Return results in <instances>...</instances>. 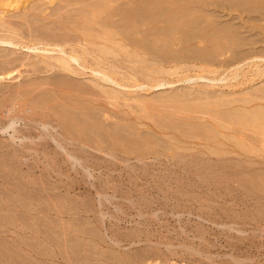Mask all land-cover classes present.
<instances>
[{"label":"rangeland","instance_id":"1","mask_svg":"<svg viewBox=\"0 0 264 264\" xmlns=\"http://www.w3.org/2000/svg\"><path fill=\"white\" fill-rule=\"evenodd\" d=\"M9 1L10 0H0L2 11L6 12L8 10L6 4ZM49 1L51 0L41 1V4L44 6L46 3L48 4L44 7L48 14L52 13L53 8H56L62 2L61 0H52V3ZM161 1L125 0L123 8L125 14L124 22L129 25L131 21L133 23H138V21H140L141 24L144 23V26L142 24L140 27V30L145 33L144 34L142 32V35H147V33H150L151 35L149 34L148 37L145 38L138 33L133 37V35H130V33L132 34V30H126L127 32H125L129 34L128 36L130 38L133 37L134 42L139 39L140 41H137V44H142V46L144 45L146 48L149 47V49H151L149 50L150 52L146 51L145 55H141L138 59L135 55L125 57V59L113 56V58L111 57V63L113 65H111L110 69H114L120 74H125V76L127 74L131 78L134 77L133 75H130L131 71H139L140 73L136 76L139 80L137 85L144 82L142 79L146 81L142 75L146 70L150 71V69L152 70L156 68H158V70L163 69L162 72H165V70L170 71L169 73L171 75L169 73L166 75L163 74V77L166 78L165 81L170 85H166L161 88H150L146 84L132 87L131 84L133 85V83H127L121 76L116 77L119 81L118 84L112 81L107 82L103 80L96 65L91 67L93 68L92 70H88L82 67V63L79 64L77 62H71L72 66L78 71L77 74L70 72L67 73L66 71L62 72L63 70L58 68L51 70L49 73L38 74L31 71L30 68L26 69V67H21L14 72L11 77H6L5 79L0 78V88L2 87V89H0V127H2L4 123H7L6 118L9 115V110H11L15 101L18 102L19 99L22 100L26 97L27 99H30V101L32 100L29 102L26 98H24L26 100L23 99V102L26 101L29 107L30 104L33 106L34 104H42L43 107L49 109L51 112L55 111V114H59L63 123L65 122L71 127L81 123L83 124L82 127L85 125V133H81V129H79L81 127L75 128V137H78V139L82 142H84V139V143L90 147V152L92 150L89 155L82 154L83 156H81V158L85 163V166L82 167L74 162H66L65 158L61 154L54 153L56 150L53 146L48 144V146H45L47 149H43V146L41 147L42 150L39 151L38 158L43 161L49 148L50 151L47 155L50 153L49 157L53 160V166L45 169L36 163L35 157L27 155V162L24 163L23 167L18 168L19 170L16 169V172L14 171L15 168L13 167V164L9 165L10 162L13 163V160H11V157L8 154L11 155V153L13 154L15 150L19 151L21 148L18 147L19 145L16 146L12 144L10 140V133H3L0 130V161L3 162V160L6 161L5 159L7 158L9 159L6 164L5 162L4 164L0 162V173L4 171V174H9L14 168V170L10 173L12 176L10 178H13V176L16 175L18 178L20 177V179H25V184L30 188V190L32 189V192L33 190L34 192H38L33 193L42 198L37 201L39 204L41 202L40 205L36 202V200L33 202L24 201L22 204L20 203L24 207H21L19 203H16L13 205L14 209H12V211L10 210V212H7L6 210H3L4 212L2 213L6 216L9 214L10 216H22L23 213L26 216H37L35 218L30 216V218L33 219L34 222L36 221L38 225L42 226V228L47 225L45 227V232L47 231L52 235V237L55 236L54 238H56L57 236V239L64 240L65 246L63 249V256L65 258L62 257V263L60 264H74V259L77 257L76 254H78L76 252H79V250H81L80 254L83 251V254H86L87 252V256H92H88V258L90 257L89 260L92 258V261L90 260L89 262L87 256L79 254L81 258H83V256L84 259L87 258L85 259V263L107 264L109 261L107 259L112 260V257L106 258L109 250L103 242L99 241L94 244L95 254L93 255L89 252L88 247L80 249V247L75 245L78 233H83L86 229L97 231L98 234L102 236L109 234L110 237L111 235L120 237V233L131 234L133 231L141 229L152 238L154 237L155 240L163 241L161 239H169L171 242L174 241L173 243L176 248H178L180 254H182V249L186 251L187 249L191 250L192 248L193 250L195 249L194 251L198 255H196L197 257H194V261L190 258L188 259L187 257L186 261H181L180 258H174L168 260L164 264H264V147L260 144L261 141H259V139L261 138L255 134H251L252 132L250 131V133H242L243 129H241V127L237 128L238 126H236V128H234L233 126H229L225 123L224 125L223 123H216V121L210 118L212 113L210 112V114L204 108L199 109L200 112L203 111L204 115L197 114L194 116V114L177 115L173 112V109L167 107L154 106L149 108L147 111L144 110L143 107V103L145 102L153 100L159 101V99L175 93L179 95L182 93L192 92L196 96L193 95L189 99H195L197 97H200L201 99L204 97L206 98V94L220 97V99L222 97L226 100H229V97H235V99H237V101L232 103L230 106L226 108H219L221 111H229L239 108L240 112L243 113L242 115H244L242 110L249 113L250 111L255 110L256 106L261 108V106L264 105V101H261V103L260 101H256L254 104L251 103V106L249 105L246 107L243 106L242 101L239 99L243 100L242 98H244L247 93L254 94V91L255 93L257 91L256 94H260L259 96H262V94L264 95V90H261L264 89V76L256 79L253 78L255 66H260V64L263 66L264 62H256L255 59L254 61H252L253 59L250 61V57H252L251 54H254L260 48L264 50L263 39V42L259 45L256 47L253 46V48H256L257 50L255 52L252 51L253 41L264 38V24L261 25L264 21L259 22V24L258 22L251 20L254 15L252 13L250 14V12L247 13L249 10L246 13L244 12L241 17L239 11L240 7L245 5V3L249 4V0ZM173 1L174 4L172 3ZM3 3L5 6L1 5ZM141 5L143 7H141ZM155 5H158V8ZM149 8L151 10L153 9L155 12L153 10L152 11L155 14L162 11L166 12L168 8V11L170 12L161 18L160 21L162 22H154L153 19H149L152 18L150 15L153 14L150 13L151 11H147L150 10ZM165 8L167 9L165 10ZM21 9L22 8L20 7L19 10ZM180 9L187 14L183 11L181 13ZM20 16L18 17L16 15V18L18 19H15L19 20ZM184 16H187L183 21L184 24L175 22L174 18L179 17V19H181L180 17ZM7 17L9 18L10 16L8 15ZM171 17L174 18L170 19ZM8 18H6L8 21H12ZM12 18L15 21L14 15ZM29 18L33 17L30 16ZM129 18L133 19L130 20ZM118 19L119 17L113 18L111 20V24L113 23L114 25L117 21L119 22ZM177 19L178 18H176V21ZM244 19L246 20L244 21ZM189 20L191 22H189ZM20 21L22 20H19L18 22ZM35 21L38 22L34 23L37 27H40L39 30L42 31V34L44 32L45 35L43 34V36H45V38H48L49 36V38L52 39L56 36V34L51 33L53 32L51 31L52 29L48 28L49 26L52 28L55 27L53 28L54 30L58 27V25L54 24L56 22L55 19L43 22L39 19H35ZM155 25H157L158 28ZM176 25H178V27ZM182 25L185 26V30L182 28ZM216 27L219 28L217 29ZM96 28L101 30L100 27ZM160 28L162 33L167 32L166 30L169 28V31L171 32L176 30V34L173 33V35L175 34V39L173 38L171 41L167 39L166 41L165 35H161L158 37V39H161V45L159 43L160 46H157L155 44V40L153 39V33L156 34L158 30L160 31ZM25 30L27 31V29ZM145 30H149L150 32H145ZM155 30L157 32H155ZM46 31L50 32L47 33ZM55 32L58 33V35L60 34V36L63 34L66 36L65 31L61 30L60 33L59 30H56ZM231 32L233 33L231 34ZM256 32L259 33L258 37L256 36L258 39L254 36ZM202 33L205 38H203L204 36ZM37 34L35 33L33 36H29L27 32V39H23V41H27L29 39L27 42L31 40L29 44H31V42L33 44L36 43V49L21 48L14 45H0V55L3 53L10 54L15 52V57L16 55H18L19 58H24L26 56V58H33L32 60H36L38 58V61L40 59L42 60L45 56H63V54L59 52V47L55 45L46 46L40 44L38 41H40L41 38H39ZM35 35H37V37ZM197 35L202 36L197 38ZM73 36H75V34H73ZM183 36L188 38L187 40L185 39V41L188 42L189 39H191L194 40V42L190 40L192 43H190V45L189 43L186 45L185 43L187 42L184 41ZM176 37H180V39L176 40ZM143 38H145L144 41L146 40L145 42L143 41L144 44L141 42ZM201 39H204L206 42ZM148 40L151 44L147 42ZM152 40L154 41V44ZM168 40L170 42L174 41L173 43H170ZM166 42L170 44L165 45ZM175 42L178 43L176 44ZM224 42H227L225 43L226 45ZM156 43H158V40ZM220 43L226 47L222 45L223 50L219 47L218 52L220 54L213 52V45L216 46V44L219 45ZM225 48L230 50L226 49V51ZM131 49L134 53H136V48L134 49V46L128 47L129 52H132ZM261 49L259 51H261ZM12 50L14 52H12ZM243 51H246V53L244 54ZM209 53H211V55ZM64 56L69 58V56ZM248 57L250 59L247 61L246 58L248 59ZM206 58L209 61H207ZM115 59H121V62L119 61V63ZM136 59L141 62H138ZM143 59L145 60L144 63ZM210 59L212 61H210ZM90 60L95 64L93 59ZM47 61L49 63L53 62L49 59V57ZM149 63L153 65L151 66ZM238 73L244 74L238 76L237 79H232L231 76ZM199 76H203V78L199 79ZM48 79L51 83L50 87L48 85L41 89L39 88L37 91H32L31 93L26 90L24 91L23 88H19V86L21 87V84L26 85L29 81H34V84H37L46 82ZM64 82L67 83L68 87L71 85L70 91L72 93L69 91L70 87L68 88L65 86L66 83ZM53 83L54 85L55 83L57 85L60 83V88L55 85L58 88L57 90L55 86H52ZM77 86H81V88L84 89L80 90V87ZM88 89H90V92L93 93V95L91 94L92 99L89 96L84 97V95L80 93L82 91L88 92ZM104 90H107L111 94H119V97L117 99H109L103 95ZM258 90L263 93L261 94ZM19 91L21 95L17 94ZM74 92H77V94L79 92L81 95H77ZM73 95L74 97L77 95V98H79L78 96L80 95V97H84L85 99L74 98L76 103L77 101L81 103L79 105H75L72 104L74 100H72ZM88 98L91 101H89ZM69 99L72 100L71 103ZM21 100H19L18 103H20ZM35 100L37 103H34ZM82 101L84 103L89 102V104L85 103V106ZM206 101L207 100H205V102ZM202 104L205 103L202 102ZM205 112L209 115L205 116ZM68 122L73 124L71 125ZM83 122L86 123L84 124ZM77 129H79V132ZM211 129L213 135L211 134L212 132L209 134ZM238 129L241 132H238ZM215 133L218 134L216 135ZM214 134L216 137H212L215 136ZM209 135H212L210 137L214 140L212 138L208 139ZM87 139L90 142H88ZM45 151H47L46 154ZM109 152L113 155L108 156ZM3 153L8 154L1 155ZM176 154L182 155V160L174 158ZM183 156L185 157V160H183ZM242 161L245 163L244 166L247 168H240L238 166L235 167L238 162H241L242 164ZM230 162H234V164L232 163V165ZM223 163L225 164L223 165ZM228 163L230 166H227ZM36 164L38 166H36ZM33 165L34 168H32ZM3 166H6L5 168L7 170H5ZM11 166L12 168H10ZM26 166L30 167L32 170ZM8 168L11 170H8ZM6 185L7 184L0 179V189L2 191L5 189L8 191L11 190V186L8 187ZM3 197H0V199L2 198L0 202V205L2 206H0L1 209L4 207L3 205L9 203V198L7 196V198L5 196ZM32 203L35 206L39 205L37 208L35 207L36 210L34 207H31ZM25 205H27V208H30L32 212L31 210L28 211ZM45 207L47 209H45ZM23 208L27 210L25 211ZM41 208L43 212H41ZM45 210L49 211L44 212ZM38 216L40 218L43 217L41 218L42 221L40 220L39 222V220H37L40 219ZM100 217L102 218L100 219ZM53 219L55 222L52 221ZM102 219L104 225L102 223ZM44 220H46L47 223L46 221L44 222ZM56 223L60 225H57ZM43 224H45V226ZM76 230H78V233ZM129 230H131V232ZM27 235L31 236L32 234L28 232ZM122 236L125 235L123 234ZM9 239L12 240L10 242H13L12 238ZM90 239L92 240V238ZM180 245H184L185 248H181Z\"/></svg>","mask_w":264,"mask_h":264},{"label":"bare ground","instance_id":"2","mask_svg":"<svg viewBox=\"0 0 264 264\" xmlns=\"http://www.w3.org/2000/svg\"><path fill=\"white\" fill-rule=\"evenodd\" d=\"M7 1V0H6ZM44 1V0H10L6 5H7V8L8 10L6 12L2 11L1 9V6H0V45H8V46H19L21 48H28V49H36V43L33 44L31 42V44H29V42L27 41H23L24 38L27 39L28 35H27V32L30 35L33 36V34H37L40 39V44H43V45H55L57 47L60 48L59 52H61L63 54V56H48L49 59L53 62L49 63L47 61L48 57H44L41 61L39 60H32L30 58H26V56L23 58H19L18 55H16L15 57V52L12 50V52L14 53H2L0 55V78L1 79H5L6 77H11L14 72H16L19 68L21 67H26L27 68H30L31 71H33L34 73H49L51 70H54V69H61L63 70L62 72L66 71L67 73L70 72V73H73V74H77L78 71L72 66L71 62H77V63H82L81 65H83L82 67L85 68V69H88V70H92L94 65L97 66V68L99 69L100 71V74L103 78V80L105 81H112V82H116L117 84L119 83V81L116 79V77H119L121 76L122 78H124V80H126L127 83H133V85L131 84L132 87H137V86H140L142 84H146L148 87L150 88H161L163 86H166V85H170L169 83H167L165 81L166 78L163 77V74H167L169 73L170 71H166L165 72H162V70H158V68L156 69H150L149 70H146L142 75L143 77L146 79L143 80L142 78V81H144L142 84H138V78L136 77L140 72L139 71H135L133 70L134 72L131 71V74L130 75H133L134 77H129L127 74L125 76V74H120L118 72H116V70L114 69H110L111 65H113L111 63V57L113 58V56L115 57H121V58H124L125 57H129V56H132V55H135L138 58L141 57V55H145V52L146 51H149V47L146 48V46H142V44L140 45L139 43L137 44L136 42L140 41L139 39L134 42V39L133 37L136 36L138 33L139 35L143 36L142 34L144 33L143 31L140 30V27L141 25L143 24L144 26V23H140V21L137 22H132L129 23V25L127 23H125V18H124V11H123V8H124V2L125 0H61L62 2L59 4V6H57V4L55 3V5L57 6L55 9L53 8L52 10V13H47L46 10L44 9L45 6L42 5L41 3ZM52 1V0H51ZM49 1V2H51ZM141 1V0H140ZM148 1V0H147ZM161 1V0H160ZM4 2V1H3ZM48 2V3H49ZM55 2V1H54ZM53 2V3H54ZM129 2V1H128ZM132 2V1H131ZM162 2V1H161ZM178 2V1H177ZM52 3V2H51ZM65 3V4H64ZM134 3V2H133ZM146 3V2H145ZM155 3V1H154ZM164 3V2H163ZM174 4V1L172 2ZM170 3V4H172ZM128 4V3H127ZM131 4V3H130ZM140 4V3H139ZM144 4V3H143ZM157 4V3H156ZM179 4V3H178ZM244 4V3H242ZM241 4V5H242ZM1 5H4L1 4ZM48 5V4H47ZM129 5V4H128ZM132 5V4H131ZM168 5V4H167ZM5 6V5H4ZM50 6V5H49ZM145 6V5H144ZM156 6V5H155ZM158 6V5H157ZM156 6V7H157ZM22 8L21 10H19V8ZM132 7V6H131ZM141 7H143L141 5ZM139 7V8H141ZM238 7V5H237ZM50 8V7H49ZM136 8V7H134ZM148 8V7H147ZM158 8V7H157ZM181 8V7H180ZM52 9V8H50ZM117 9V10H115ZM128 9V8H127ZM144 9V8H143ZM150 9V8H149ZM161 9V8H159ZM167 8H165L166 10ZM136 10V9H135ZM137 10H138V7H137ZM147 10V9H146ZM153 10V9H152ZM151 9L150 10H147V11H151L150 13H153ZM169 10V8H168ZM166 10L165 11H162V12H159L158 14H155L153 13L152 15H150V17L152 16V18H149V19H153L154 22H158L161 20V18H163L164 16L167 15V13L169 14L170 11ZM181 10V9H180ZM249 10V11H248ZM141 11V10H139ZM183 10H181V13H182ZM202 11V10H201ZM240 14H241V17L242 15L244 14V12L246 13H249L250 14L252 13L254 15V17L251 19L253 20L254 22H261V21H264V0H249V4L245 3V5H242L240 7ZM117 12V13H116ZM129 12V11H127ZM135 12V11H134ZM155 12V11H154ZM180 12V11H179ZM184 12V11H183ZM197 12V11H196ZM132 13V12H130ZM186 13V12H184ZM183 13V14H184ZM190 13V12H189ZM19 14V15H18ZM21 14V16H20ZM48 14V15H47ZM187 14V13H186ZM10 16L9 18L7 16ZM14 15V19L16 18V15L19 17L20 16V19L19 20H22L20 22H18L19 20H16L18 18L15 19V21L13 20L12 16ZM180 15V14H178ZM33 17V18H29V17ZM131 16V15H130ZM191 16V15H190ZM193 16V15H192ZM195 16V15H194ZM115 17H119V22L117 21L114 25L113 23L111 24V20ZM129 17V16H128ZM127 17V18H128ZM136 17V16H135ZM169 17V16H167ZM187 16H184V17H180L181 19H179V17H176L178 18L177 21H176V18L174 17H171L170 19L174 18L175 22L177 23H183V21L186 19ZM6 18L8 19H11L12 21H8ZM121 18V19H120ZM139 18V17H138ZM147 18V19H148ZM33 19V21H32ZM35 19H39L41 22L43 21H48L50 19H55V23L53 21L54 24L58 25V27L56 29L53 30V28L55 27H48V28H51L53 32L51 33H54L56 34V36L52 37V39L49 38L48 34V38H45V36H43L42 34V31L39 30L40 27H37V25L35 24L37 21H35ZM130 19V18H129ZM133 19V18H132ZM130 19V20H132ZM140 19V18H139ZM145 19V18H144ZM243 19V18H242ZM250 19V18H249ZM146 20V19H145ZM173 20V21H174ZM212 20V19H211ZM246 19H244L245 21ZM17 21V22H16ZM114 21V20H113ZM123 21V23H122ZM142 21V20H141ZM152 21V20H151ZM150 21V22H151ZM202 21V20H201ZM35 22V23H34ZM115 22V21H114ZM143 22V21H142ZM149 22V23H150ZM162 22V21H160ZM166 22V21H165ZM189 22H191L189 20ZM38 23V22H37ZM152 23V22H151ZM150 23V24H151ZM164 23V22H163ZM186 23V22H185ZM188 23V21H187ZM194 23V22H193ZM52 24V23H51ZM240 24V23H239ZM255 24V23H254ZM260 24V23H259ZM264 22H262L261 25H263ZM34 25V26H33ZM36 25V27H35ZM186 25V24H185ZM193 25V24H192ZM40 26V25H38ZM43 26V25H42ZM149 26V24H148ZM157 27V25H155ZM159 26V25H158ZM178 27V25H176ZM195 26V25H194ZM210 26V25H209ZM264 26V25H263ZM26 27V28H24ZM35 27V28H34ZM46 27H47V24H46ZM96 27H100L101 30L97 29ZM153 27V26H152ZM166 27V26H165ZM170 27H173V26H170ZM176 27V28H177ZM185 26L182 25V28L184 29ZM192 27V26H191ZM208 27V26H207ZM255 27V26H254ZM42 28V27H41ZM45 28V27H44ZM150 28V27H149ZM154 28V27H153ZM158 28V27H157ZM155 28V29H157ZM175 28V27H174ZM173 28V29H174ZM217 28V27H216ZM219 28V27H218ZM217 28V29H218ZM240 28V27H239ZM242 28V27H241ZM256 28H257V25H256ZM262 28V27H261ZM27 29V31L25 30ZM148 29V28H146ZM151 29V28H150ZM149 29V30H150ZM163 29V28H162ZM170 29V28H169ZM166 30L167 32L165 33H162V30L160 28V31L158 30V32L155 30V32H157L156 34L153 33V39L155 40V44L158 46L161 39H158L159 36L161 35H165L166 37V41L167 39H169L170 41L175 37L174 35L176 34V30L173 32ZM179 29V28H178ZM190 29V28H189ZM214 29V28H213ZM253 29V28H252ZM260 29V27H259ZM58 31L59 32L62 30V31H65V35L64 34L62 36H60V34L58 35V33H56L55 31ZM126 30H132V34L130 33V35H133V37H129L126 32ZM146 31L145 32H150V31ZM172 30V29H171ZM185 30V29H184ZM202 30V28H201ZM220 30V29H219ZM262 30V29H261ZM264 30V29H263ZM126 31V32H125ZM140 31V32H139ZM169 31V32H168ZM200 31V30H199ZM206 31V30H204ZM217 31V30H216ZM47 32V31H46ZM50 32V31H49ZM47 32V33H49ZM129 32V31H128ZM143 32V33H142ZM153 32V31H152ZM164 32V31H163ZM181 32V31H180ZM188 32V31H187ZM203 32V31H202ZM213 32V31H212ZM219 32V31H218ZM61 33V32H60ZM172 33V34H171ZM173 33H175L173 35ZM179 33V31H178ZM183 33V32H182ZM189 33V32H188ZM208 33H211V32H208ZM214 33V32H213ZM233 32H231L232 34ZM72 34V36H71ZM73 34H75V36H73ZM145 34V33H144ZM150 34V33H149ZM147 33V35H144L143 37H148L149 35ZM192 34V33H191ZM206 34V33H205ZM37 35H35L37 37ZM45 35V34H44ZM151 35V34H150ZM178 35V34H177ZM180 35V34H179ZM194 35V34H193ZM203 35V33H202ZM201 35V36H202ZM229 35V34H228ZM227 35V36H228ZM239 35V33H238ZM259 33H255L254 36L258 37ZM31 36V37H32ZM187 36V35H186ZM200 36V35H199ZM198 35L196 36L197 38L199 37ZM200 36V37H201ZM204 36V35H203ZM208 36V34H207ZM231 36V35H230ZM235 36V35H234ZM30 37V38H31ZM35 37V38H36ZM63 37V38H62ZM184 37V36H183ZM220 37V36H219ZM253 37V36H252ZM256 37V38H257ZM34 38V37H33ZM143 38L141 40V42L143 43L144 39ZM151 38V37H150ZM149 38V39H150ZM158 40V43H156V39ZM205 38V36L203 37ZM230 38V37H229ZM236 38V37H235ZM137 39V38H136ZM177 39H180L176 37V40ZM185 39L187 40L188 38L184 37V41ZM196 39V38H195ZM237 39V38H236ZM242 39V38H241ZM258 39V38H257ZM263 39H260V40H254L253 43H252V48L253 46H257L259 45L261 42H263ZM38 40V39H36ZM52 40V41H51ZM168 40V42H170ZM189 39V41H185L187 43H185L186 45L189 43H192L191 41L194 42V40H191ZM199 40V39H198ZM202 41H204V39H201ZM215 40V39H214ZM228 40V39H227ZM252 40V39H251ZM250 40V41H251ZM146 41V40H145ZM144 41V42H145ZM153 41V40H152ZM165 41V39H164ZM174 41V40H173ZM170 42V43H173ZM180 41V40H178ZM211 41V40H210ZM213 41V40H212ZM236 41V40H235ZM246 41V39H245ZM249 41V42H250ZM35 42V41H34ZM140 42V43H141ZM149 42V40L147 41ZM201 42V41H200ZM206 42V41H204ZM214 42V41H213ZM228 42V41H227ZM227 42H224L227 43ZM234 42V41H233ZM232 42V43H233ZM244 42V41H243ZM150 43V42H149ZM170 43H167V44H170ZM176 44L178 42H175ZM184 43V42H182ZM212 43V42H211ZM229 43V42H228ZM248 43V42H247ZM39 44V43H38ZM144 44V43H143ZM151 44V43H150ZM149 44V45H150ZM153 44H154V41H153ZM221 44V46H220ZM219 45L216 44L213 45V52L215 53H219V47L222 48V43H220ZM230 44V43H229ZM241 44V43H240ZM243 44V43H242ZM245 44V43H244ZM264 44V43H263ZM147 45V44H146ZM155 45V46H156ZM161 45V43H160ZM159 45V46H160ZM173 45V44H172ZM194 45V44H193ZM192 45V46H193ZM211 45V44H209ZM226 45V44H225ZM223 45V46H225ZM132 47L134 46V49L136 48V53L133 52H129L128 50V47ZM154 46V45H153ZM156 46V47H157ZM169 46V45H168ZM174 46V45H173ZM172 46V47H173ZM178 46V45H177ZM184 46V45H183ZM240 46V45H239ZM246 46V44H245ZM151 47V46H150ZM163 47H164V42H163ZM226 47V46H225ZM235 47V46H234ZM243 47V46H241ZM162 48V46H161ZM169 48V47H168ZM220 48V49H221ZM229 48V47H228ZM238 48V47H237ZM240 48V47H239ZM98 49V50H97ZM173 49V48H172ZM184 49V48H183ZM186 49V48H185ZM190 49V48H189ZM192 49V48H191ZM227 48H225L226 50ZM242 49V48H241ZM261 49V48H260ZM259 49V50H260ZM4 50V49H3ZM9 50V49H8ZM154 50V49H152ZM171 50V49H170ZM181 50V49H180ZM207 50V49H206ZM223 50V48H222ZM224 50V51H225ZM227 50H230V49H227ZM226 50V51H227ZM239 50V49H237ZM257 49L253 48L252 51H256ZM257 50V51H259ZM49 51V50H48ZM210 51V49H209ZM242 51V50H241ZM255 52L254 54H251L252 57H248V59L246 58V60L248 61L250 59V61H254V59L256 60V62H264V50L261 49V51L259 52ZM150 52V51H149ZM158 52V51H156ZM172 52V51H171ZM182 52V51H180ZM186 52V51H185ZM205 52V51H204ZM211 52V51H210ZM221 52V51H220ZM244 54L246 53V51H243ZM153 53V51H152ZM151 53V54H152ZM159 53V52H158ZM189 53V52H188ZM241 53V52H240ZM69 54V55H68ZM170 54V53H169ZM211 55V53H209ZM214 54V53H213ZM212 54V55H213ZM220 54V53H219ZM249 54V53H248ZM64 55L66 56H69L68 57H65ZM154 55V54H153ZM152 55V56H153ZM160 55V54H159ZM174 55V54H173ZM242 55V54H241ZM165 56V55H164ZM186 56V55H185ZM216 56V55H215ZM223 56V55H222ZM245 56V55H243ZM142 57H145V56H142ZM151 57V56H150ZM163 57V56H162ZM184 57V56H183ZM200 57V56H199ZM206 57V56H205ZM209 57V56H208ZM220 57V56H218ZM240 57V56H239ZM164 58V57H163ZM173 58V57H172ZM215 58V57H214ZM243 58V57H242ZM241 58V59H242ZM90 59H93V61L95 62V64L90 60ZM136 59V60H137ZM152 59V57H151ZM170 59V58H168ZM205 59V58H204ZM202 59V60H204ZM207 59V58H206ZM116 60V59H115ZM121 60V59H120ZM120 60H116V61H120ZM144 60V59H143ZM153 60V59H152ZM226 60V59H224ZM232 60V59H230ZM243 60V59H242ZM241 60V61H242ZM34 61V62H33ZM138 61V60H137ZM136 61V62H137ZM150 62H152L151 60H149ZM201 61V60H200ZM198 61V62H200ZM206 61V60H205ZM207 61H209L207 59ZM210 61H212L210 59ZM217 61V60H216ZM48 62V63H47ZM121 62V61H120ZM119 62V63H120ZM126 62V61H125ZM138 62H141L140 60ZM145 62V60L143 61V63ZM154 62V61H153ZM196 62V61H195ZM223 62V61H222ZM229 62V61H228ZM234 62V61H233ZM240 62V61H239ZM245 62V61H244ZM117 63V62H116ZM118 63V64H119ZM135 63V62H133ZM209 63V62H208ZM211 63V62H210ZM217 63V62H216ZM221 63V62H220ZM151 66L153 64L149 63ZM213 64V63H212ZM242 64V63H241ZM155 65V64H154ZM208 65V64H207ZM229 65V64H228ZM257 65V64H256ZM122 66V65H121ZM150 66V68H151ZM264 66V65H263ZM258 65V66H255V71H254V75H253V78L256 79V78H261L264 76V67ZM126 67V66H125ZM160 67V66H159ZM165 67V66H164ZM195 67V66H193ZM223 67V66H222ZM230 67V66H229ZM236 67V66H235ZM114 68V67H113ZM116 68V67H115ZM162 68V67H161ZM178 68V67H177ZM180 68V67H179ZM33 69V70H32ZM182 69V68H181ZM180 69V70H181ZM184 69V68H183ZM190 69V68H189ZM192 69V68H191ZM174 70V69H173ZM205 70V69H204ZM210 70V69H209ZM58 71V70H57ZM56 71V72H57ZM130 71V69H129ZM172 71V70H171ZM207 71V70H205ZM204 71V72H205ZM216 71V70H215ZM238 71V70H237ZM60 72V71H59ZM177 72V71H175ZM174 72V73H175ZM210 72V71H209ZM243 72V71H242ZM172 73V72H171ZM246 73V72H245ZM249 73V72H248ZM170 74V73H169ZM176 74V73H175ZM214 74V73H213ZM216 74V72H215ZM244 74V73H242ZM242 74H233L231 77L232 79H237L238 76H241ZM247 74V73H246ZM245 74V75H246ZM53 75V74H52ZM171 75V74H170ZM173 75V74H172ZM68 78V77H67ZM202 79L203 76H199V79ZM8 79V78H7ZM46 79V78H45ZM64 80V79H63ZM36 81V80H35ZM50 80L48 79L46 82H41V83H37V84H34V81L33 82H28L26 83V85H22L21 84V87L19 86V88H23L24 91L26 90L27 92L29 91L30 93L32 91H37L39 88H43L45 86H48L50 87L51 83L49 82ZM53 81V80H51ZM171 81V80H170ZM56 82V81H54ZM66 83V82H64ZM63 83V84H64ZM173 83V82H172ZM242 83V82H241ZM245 83V82H244ZM55 85H57L55 83ZM54 83L52 84V86H55ZM60 85V83H59ZM57 85V87L59 86ZM70 85V84H68ZM124 85V83H123ZM23 86V87H22ZM61 86V85H60ZM60 86L58 88H60ZM64 86V85H63ZM62 86V87H63ZM67 86V83L66 85ZM64 86V87H65ZM71 86V85H70ZM69 86V87H70ZM76 86V85H75ZM129 86V85H128ZM55 86V88H57ZM68 87V86H67ZM68 87V88H69ZM77 87H80V90L81 89H84V88H81V86H77ZM236 87V86H235ZM11 88V87H10ZM54 88V89H55ZM57 88V90H58ZM66 88V87H65ZM76 88V87H74ZM239 88V86H238ZM263 88V87H262ZM2 89V87L0 88ZM5 89V88H4ZM62 89V88H61ZM19 90V89H18ZM71 90V87L69 89V91ZM87 90V89H85ZM261 90H264V89H261ZM22 91V90H20ZM20 91L19 93L17 94H20ZM51 91V90H50ZM64 91V90H63ZM260 90H258L259 92ZM15 92H16V88H15ZM14 92V93H15ZM18 92V91H17ZM62 92V91H61ZM71 92V91H70ZM93 92V91H92ZM261 94L263 93L262 91H260ZM5 93V92H4ZM11 93V92H10ZM72 93V92H71ZM77 94V92H74ZM81 94L84 95V97H90L91 98V94L93 95V93L90 92V89H88V92H80ZM78 92V94H80ZM103 95L109 99H117L119 97V94H116V93H109L107 90H104L103 91ZM257 93V91H256ZM254 91V94H250V93H247V95L242 98L243 100L239 99L240 101H242L243 103V106H249L251 103L254 104L256 101H264V95L262 94V96H259L257 95ZM23 94H26V93H23ZM63 94V93H61ZM66 94V93H64ZM77 94V95H78ZM80 94V95H81ZM95 94V93H94ZM21 95V94H20ZM32 95V94H31ZM77 95L76 97H72V100L74 98H77ZM80 95L78 96L79 98H84V97H80ZM196 96L195 94H193L192 92H188V93H182V94H179L177 95L176 93L173 94V95H169L167 97H164V98H161L159 99V101H156V100H153V101H150V102H145L143 103V107H144V110H148L149 108L151 107H154V106H158V107H167V108H171L173 109V112L175 114H188V115H192L194 114L195 115H199V114H203V111L200 112L199 109L201 108H204L205 110H207L210 114H211V119H213L214 121H216V123L218 124H222L224 125L227 124L229 126H233L234 128H236V126H238L237 128L241 127L242 130V133H245V132H252L251 134H255L257 135L258 137H260L261 139H259L260 144H262L261 146L264 147V105L261 106V108L258 106H256L255 110H252L250 111L249 113H246L244 110H242V112H244V115H242L243 113L240 112V109L236 108V109H233V110H225V111H221L219 110V108H226L228 106H230L232 103H234L235 101H237V99L234 98H230L229 97V100H226L224 98L221 97H216V96H210L209 94H206V98H195V99H189L191 96ZM13 96V95H12ZM26 96V95H25ZM11 97V96H10ZM232 97V96H231ZM12 98V97H11ZM21 98V97H20ZM26 98V97H24ZM23 98V99H24ZM77 98V99H79ZM227 98V97H225ZM10 99V98H9ZM13 99V98H12ZM23 99H19L21 100L20 103L19 100L18 102L15 101L14 105H12V108L11 110H9L10 112L8 113L9 115L7 116V123L4 125L3 123V126L0 127V130L3 132V133H7V134H11L10 136V140L12 142L13 145H19L18 147L21 148V150L19 151H14L13 154L11 153L8 154V153H5V154H8L10 157H11V160H13V163H11L10 161V164H13V170L16 171L19 170L18 168H21L24 166V163L27 162V155L31 156V157H35V160H36V163L41 166V167H44L45 169H48L49 167L53 166L54 163H53V160H51V158L49 157L48 152L50 151L49 148H48V152L45 151V154L46 156L44 157L45 159L42 161L40 160V158H38V154H39V151L42 150L41 147L43 146L44 148L43 149H47V147L45 148V146H48V144H50L51 146L54 147V149L56 150V152L54 151V153H58V154H61L66 162H74L82 167L85 166V163L84 161L82 160L81 156H83L82 154H90L92 152H90V147L89 145H87L85 142V140L83 139L84 142H82L81 140L78 139V137L76 138L75 136V128H78V127H81L79 129H81V133L82 132H86L85 130V125L84 127L83 124H78V125H75L73 127H71L70 125L65 124L63 123L61 117L59 116V114H55L54 112H51L49 109H46L45 107H43V105H39V104H34L31 105L30 104V107L28 106V103L26 101L23 102ZM27 99V98H26ZM24 99V100H26ZM85 99V98H84ZM83 99V101H84ZM89 99V98H88ZM92 99V98H91ZM29 102L30 99H27ZM70 100V99H69ZM70 100V103L71 101ZM161 100V101H160ZM205 100H207L205 102ZM13 101V100H12ZM81 101V100H79ZM82 101V102H83ZM89 101H91L89 99ZM9 102V101H7ZM11 102V100H10ZM205 103V104H202ZM27 103V104H26ZM34 103H37V101L35 100ZM84 103V102H83ZM85 103H88L89 102H85ZM85 103L83 105H85ZM93 103V102H92ZM11 104V103H10ZM69 104V102H68ZM72 104H75V105H79L81 103H79L77 101L76 103V100L74 99L73 100V103ZM91 104V102H90ZM251 104V105H252ZM71 105V104H70ZM92 105V104H91ZM250 105V106H251ZM68 106V105H67ZM86 106V105H85ZM89 106V105H87ZM69 107V106H68ZM241 107V106H240ZM263 107V108H262ZM49 110V111H47ZM65 110V109H64ZM67 110V109H66ZM199 110V111H198ZM238 110H239V113H238ZM206 111V112H207ZM73 112V111H72ZM205 112V116L206 115H209V114H206ZM71 113V112H70ZM246 113V114H245ZM69 114V113H68ZM204 116V117H205ZM61 119H58V118ZM67 117V116H66ZM65 117V118H66ZM69 117V116H68ZM209 118V117H208ZM4 119V118H2ZM76 119V118H75ZM65 120V119H63ZM78 121V120H77ZM69 123V122H68ZM77 123V122H76ZM79 123V122H78ZM84 123V122H83ZM86 123V122H85ZM84 123V124H85ZM71 124V123H69ZM73 124V123H72ZM71 124V125H72ZM81 125V126H79ZM89 125V124H88ZM91 125V124H90ZM221 126V125H219ZM211 127V126H210ZM189 128V127H188ZM196 128V126H195ZM213 128V127H212ZM77 129V131L79 130ZM88 129V128H87ZM197 129V128H196ZM205 130V129H204ZM248 130V131H246ZM0 131V132H1ZM214 131V130H213ZM250 131V132H249ZM79 132V131H78ZM88 132V130H87ZM91 132V131H90ZM208 132V131H206ZM212 132V129L210 130L209 134ZM217 132V131H215ZM238 132H241L239 131L238 129ZM219 133V132H218ZM217 133V134H218ZM77 134V133H76ZM213 135V132L211 133ZM216 134V133H215ZM214 134V135H215ZM216 134V135H217ZM212 135H209L208 139L209 138H212V137H216L215 136H212ZM82 136V135H81ZM88 136V135H87ZM212 136V137H210ZM80 137V136H79ZM84 137V136H83ZM82 138V137H81ZM85 138V137H84ZM89 138V137H88ZM213 139V138H212ZM90 140V138H89ZM214 140V139H213ZM88 141V139H87ZM211 141V139H210ZM90 142V141H88ZM89 144V143H88ZM12 145V146H13ZM252 145V144H251ZM255 145V144H254ZM253 145V146H254ZM251 147V146H250ZM51 148V147H50ZM247 148V147H246ZM254 148V147H253ZM255 148H259V147H255ZM262 148V147H261ZM260 148V149H261ZM14 150V149H13ZM244 150V148H243ZM254 150V149H253ZM263 150V149H262ZM52 151V150H51ZM246 151V150H245ZM255 151V150H254ZM4 152V151H3ZM248 152V151H247ZM250 152V151H249ZM53 153V154H54ZM107 153V152H106ZM4 153L1 154V155H5ZM44 154V155H45ZM109 155L108 156H112L113 154L112 153H108ZM7 155V156H8ZM55 155V154H54ZM106 155V154H105ZM8 156V157H9ZM9 157V158H10ZM87 157V155H86ZM184 157V156H183ZM6 158V157H5ZM176 159H181L182 160V155H179V154H176L175 157ZM1 159V157H0ZM4 159V158H3ZM27 159V160H26ZM6 161L3 160V162H1L2 164H6V162L8 163L7 160H9L8 158L5 159ZM185 160V157L184 159ZM246 160V159H245ZM231 161V160H230ZM234 161V160H233ZM238 161V160H237ZM65 162V163H66ZM64 163V161H63ZM231 163V162H230ZM234 164V162H232ZM231 163V164H232ZM36 164V166H38ZM225 163H223L224 165ZM232 164V165H233ZM248 164V163H247ZM222 165V164H221ZM222 165V166H223ZM227 165V164H226ZM245 163H243L242 161V164L241 162H238L236 166L238 167H245L244 166ZM8 166V165H7ZM29 166V165H28ZM26 166V167H28ZM31 166V165H30ZM35 166V167H36ZM227 166H230L229 163ZM4 168L6 166H3ZM210 167V166H209ZM3 168V169H4ZM12 168V166L10 167ZM8 168V170L10 169ZM30 168V167H28ZM32 168H34V165L32 166ZM233 168V167H232ZM247 168V167H245ZM2 169V170H3ZM31 169V168H30ZM231 169V168H230ZM5 170H7L5 168ZM11 170V169H10ZM11 170L10 173L13 171ZM23 170V169H22ZM32 170V169H31ZM4 172V171H3ZM3 172L0 173V179L3 180V182H5L8 186L10 187L11 186V190L8 191V190H1L0 189V197H3V196H7L9 198V203H7L6 205H3L4 207L1 209L0 208V264H60L62 263V257L65 258L63 255H64V240H61V239H57V236L56 238L52 237L51 234H49L47 231L45 232V224H43L45 227L42 228V226L38 225V223L33 219L30 218L33 217L32 215L30 216H26L24 213L22 216H10V214L8 216H6L5 214H3L2 212H4L5 210L8 212H10V210L12 211L13 208V205L14 204H22V202L24 201H28V202H33L36 200V202L39 200V199H42L40 196L34 194V193H38V192H33L30 190V188L25 184V179H20V177L18 178L16 175L13 176V178H10L12 177L9 174H4ZM17 172V171H16ZM20 172V171H19ZM25 173V172H23ZM15 174V173H14ZM10 175V176H9ZM90 176V175H89ZM15 177V178H14ZM237 177V176H236ZM30 179V178H29ZM256 179V178H255ZM31 180V179H30ZM42 181V180H41ZM38 182V181H37ZM27 183V182H26ZM33 183V182H32ZM34 186V185H33ZM36 186V185H35ZM43 186V185H42ZM32 187V186H30ZM13 190V191H12ZM38 190V188H37ZM45 190V189H44ZM39 191V190H38ZM40 193V192H39ZM43 193V192H42ZM52 195V193H51ZM42 196V195H41ZM6 197V198H7ZM45 197V196H44ZM4 198V197H3ZM2 199V198H1ZM1 199H0V202H1ZM46 200V199H45ZM3 201V200H2ZM44 201V200H43ZM4 202V201H3ZM45 202V201H44ZM47 202V201H46ZM39 204V202H37ZM48 203V202H47ZM1 204V203H0ZM20 206L22 207L23 205ZM24 204V203H23ZM31 204V203H30ZM41 204V202H40ZM39 204V205H40ZM39 205H33L32 203V208L34 207H38ZM1 206V205H0ZM26 208H27V205H25ZM45 206V205H44ZM2 207V206H1ZM24 207V206H23ZM35 208V210H36ZM42 208H43V205H42ZM42 208H41V212L42 211ZM90 208V207H89ZM24 209V208H23ZM28 209V208H27ZM27 209H24L25 211ZM45 209H47L45 207ZM51 209V208H50ZM49 209V210H50ZM4 210V211H3ZM31 210L30 208L28 209V211ZM49 210H45L44 212L46 211H49ZM93 210V209H92ZM87 211V210H86ZM91 211V210H90ZM139 211V210H138ZM23 212V211H22ZM21 212V213H22ZM32 212V210H31ZM35 212V211H34ZM14 213V212H13ZM20 213V215H21ZM29 213V212H27ZM156 213V212H155ZM158 213V212H157ZM19 214V212H18ZM105 214V213H104ZM143 214V213H142ZM152 214V213H151ZM177 214V213H176ZM179 214V213H178ZM5 215V216H3ZM13 215V214H11ZM38 215V214H37ZM150 215V214H149ZM148 215V217H149ZM43 216V215H42ZM94 216V215H93ZM103 216V215H101ZM156 216V215H155ZM37 216H34L33 218H35ZM39 217V216H38ZM131 217V216H130ZM139 217V216H138ZM143 217V215H142ZM40 218V217H39ZM43 218V217H41ZM40 219H37L39 220L40 222ZM102 217H100L101 219ZM124 218V217H123ZM159 218V217H158ZM202 218V217H201ZM52 219V218H51ZM104 219V218H103ZM103 219H102V223H103ZM127 219V218H126ZM141 219V218H139ZM115 220V219H114ZM174 220V219H173ZM42 221V220H41ZM46 220H44L45 222ZM53 222L54 219L52 220ZM125 221V220H124ZM178 221V220H177ZM201 221V220H200ZM78 222V221H77ZM118 222L120 223V221L118 220ZM142 222V221H141ZM206 222V221H205ZM47 223V221H46ZM123 223V222H122ZM40 224V223H39ZM57 225H60L58 223H56ZM75 224V223H74ZM90 224V223H89ZM88 224V225H89ZM140 224V223H139ZM104 225V223H103ZM139 226V225H138ZM165 226V225H164ZM198 226V225H197ZM216 226V225H215ZM50 227V226H49ZM80 227V226H79ZM140 227V226H139ZM235 227V226H234ZM115 228V226H114ZM149 228V227H148ZM82 229V228H81ZM144 229V228H143ZM58 230V229H57ZM60 230V229H59ZM90 230V229H89ZM82 230L84 231L83 233L81 232L80 234L77 232L78 230H76V232L78 233V237H77V240L75 241V245H77L78 247L83 248L85 249V247H88L89 248V252L93 254H95V247H94V244L97 243V242H103V244H105L106 247H108V250L109 252H107L108 255H106V258H111L112 257V260L111 259H107L109 260L107 262V264H164L165 262H167L168 260L170 259H174V258H180L181 261L184 260L186 261V257L189 259H192L194 261V257L197 255V253L191 248V250H181L182 251V254L179 253V250L178 248H176L175 244L173 242H171L169 239H161L163 241H159V240H155L154 237L152 238L150 235L146 234V232L144 230H137V231H133L131 234H125L123 233L125 236H122L123 234L120 233V237H116L114 235H111V237L109 236V234H105V235H100L98 234L97 231H94V230ZM146 230V229H145ZM159 230V229H158ZM233 230V229H232ZM236 230V229H235ZM241 230V229H240ZM262 230V229H261ZM74 231V230H73ZM121 231V230H120ZM127 231V230H126ZM131 232V230H129ZM147 231V230H146ZM185 231V230H184ZM202 231V230H201ZM237 231V230H236ZM30 233L32 234L31 236L27 235V233ZM56 232V231H55ZM124 232V231H123ZM150 232V231H149ZM240 232V231H238ZM67 233V232H65ZM100 233V232H99ZM105 233V232H104ZM108 233V232H107ZM198 233V232H197ZM55 234V233H53ZM57 234V233H56ZM60 234V233H59ZM74 234V233H73ZM116 234V233H114ZM3 235V236H2ZM77 235V234H76ZM167 235V234H166ZM18 236V237H17ZM60 236V235H58ZM119 236V234H118ZM122 236V237H121ZM154 236V235H153ZM17 237V238H16ZM63 237V236H62ZM187 237V236H185ZM9 238H12L13 239V242H10L12 240H10ZM92 238V240L90 239ZM170 238V237H169ZM54 239H57V240H54ZM74 239V238H73ZM70 241V240H69ZM48 242V243H47ZM71 242V241H70ZM69 242V243H70ZM74 245V246H75ZM98 245V244H97ZM102 245V244H101ZM71 246V245H70ZM181 246V245H180ZM184 245L181 246V248H185V246L183 247ZM76 247V246H75ZM100 247V246H99ZM179 247V246H178ZM72 248V246H71ZM66 249V248H65ZM82 249V250H83ZM79 250V248H78ZM77 250V251H78ZM72 251V250H71ZM76 251V250H75ZM80 251L79 252H76L78 254L77 257L74 259L75 263L76 264H89V263H85V259L88 258V256L90 255H86L88 254L86 252V254H83V251L81 254L87 256V258L84 259V256L83 258H81L79 256L80 254ZM86 251V250H85ZM98 252V250H97ZM100 252V251H99ZM67 253V252H66ZM80 254V255H81ZM98 254V253H97ZM96 254V255H97ZM100 254V253H99ZM68 255V254H67ZM79 256V257H78ZM102 256V255H101ZM198 256V255H197ZM196 256V257H197ZM200 256V255H199ZM206 256V255H205ZM92 257V256H90ZM89 257V258H90ZM100 257V256H98ZM97 257V259H98ZM104 257V256H103ZM202 257V256H201ZM88 258V260H89ZM72 259V258H71ZM92 259V258H91ZM90 259V260H91ZM105 259V257H104ZM179 259V260H180ZM233 259V258H232ZM231 259V260H232ZM67 260V259H65ZM70 260V259H69ZM89 260V262H90ZM96 260V259H95ZM208 260V259H206ZM236 260V259H234ZM233 260V261H234ZM68 261V260H67ZM92 261V260H91ZM191 261V260H190ZM197 261V259H196ZM174 262V261H172ZM198 262V261H197ZM235 262V261H234ZM74 263V264H75ZM98 263V262H97ZM95 264V263H93ZM100 264V263H99ZM103 264V263H102ZM197 264V263H195Z\"/></svg>","mask_w":264,"mask_h":264}]
</instances>
